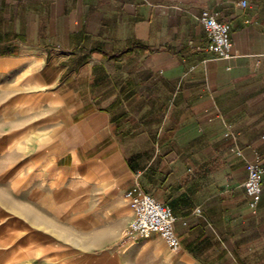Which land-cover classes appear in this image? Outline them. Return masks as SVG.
Listing matches in <instances>:
<instances>
[{"label":"crops","instance_id":"obj_1","mask_svg":"<svg viewBox=\"0 0 264 264\" xmlns=\"http://www.w3.org/2000/svg\"><path fill=\"white\" fill-rule=\"evenodd\" d=\"M240 1L0 0V78L31 77L60 126L50 151L39 133L15 145L40 157L36 177L45 152L53 173L84 178L75 225L108 235L85 259L133 264L144 246L175 264H264V180L256 215L244 188L255 152L264 166V0ZM205 10L231 26L233 59L207 50ZM135 184L171 207L179 252L158 234L116 239Z\"/></svg>","mask_w":264,"mask_h":264},{"label":"rangeland","instance_id":"obj_2","mask_svg":"<svg viewBox=\"0 0 264 264\" xmlns=\"http://www.w3.org/2000/svg\"><path fill=\"white\" fill-rule=\"evenodd\" d=\"M11 76L8 83L0 78V264H99L89 257L85 259L89 252L84 244L108 235L98 227L84 233L75 225L79 215L75 212L82 214L83 208L69 201L70 195L86 193L84 178L74 182L68 180V174L53 173L51 157L45 156L53 136L60 134L54 119L57 113L44 106L43 96L32 85L31 77ZM33 133L42 135L48 144L40 155L43 161L38 163L44 167L43 177H36V160L40 157L22 154L15 145ZM9 146H13L11 151L6 150ZM94 185L87 194H99ZM126 228L115 234L117 240L122 237L121 243ZM101 253L93 251V255ZM133 257V264H175L174 260L168 261V255L156 256L153 247L141 246Z\"/></svg>","mask_w":264,"mask_h":264},{"label":"built area","instance_id":"obj_3","mask_svg":"<svg viewBox=\"0 0 264 264\" xmlns=\"http://www.w3.org/2000/svg\"><path fill=\"white\" fill-rule=\"evenodd\" d=\"M239 5L246 8L248 1L242 0ZM200 21L209 39L207 50L215 53L219 59H233L231 26L220 22L217 14L209 10L202 12ZM225 137L237 140L238 136L231 125L226 126ZM237 154L242 156V151H237ZM247 172L248 177L244 183V188L249 197L250 209L256 215L262 197L264 180L263 161L257 152L254 153V158L247 162ZM123 199L129 204L133 212L132 220L124 232V243L133 245L137 241L148 240L154 234H158L171 253L179 252L181 240L176 233L177 218L174 216L171 207L147 194L139 184H135L127 190ZM197 212L200 213L201 211L198 210Z\"/></svg>","mask_w":264,"mask_h":264}]
</instances>
